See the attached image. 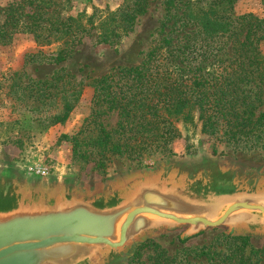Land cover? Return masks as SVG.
Instances as JSON below:
<instances>
[{
	"label": "rangeland",
	"instance_id": "rangeland-1",
	"mask_svg": "<svg viewBox=\"0 0 264 264\" xmlns=\"http://www.w3.org/2000/svg\"><path fill=\"white\" fill-rule=\"evenodd\" d=\"M145 1L142 10L136 0H0V162L37 175L34 168L48 167L50 173L40 176L75 179L84 186L153 167L167 158L218 156L264 165V132L241 139H228L221 132L210 134L203 130L198 110L192 119L175 120L177 135L163 151L134 159L115 155L101 165L99 155L90 154L89 144L98 133V124L78 135L82 144L74 149L72 136L92 117L96 81L113 74L115 68L139 65L161 36L170 0ZM210 2L203 0L204 5ZM232 10L235 15L251 13L262 19L264 0H232ZM64 26V32L56 30ZM66 44L74 48L63 62L44 58L43 54L55 55ZM259 49L264 56V37ZM228 51L234 53L232 48ZM235 64L224 63L233 68ZM60 69L63 79L45 91ZM72 83L82 89L81 96L64 122L53 123L52 116L71 98ZM48 91L59 93L41 100ZM259 110H264V104L256 116ZM99 119L110 128L119 120L116 111ZM181 233L179 229L146 240L126 264H244L239 255L229 256L242 240L226 237L222 228L187 240ZM243 255L249 264H264V238L250 236Z\"/></svg>",
	"mask_w": 264,
	"mask_h": 264
},
{
	"label": "water",
	"instance_id": "water-1",
	"mask_svg": "<svg viewBox=\"0 0 264 264\" xmlns=\"http://www.w3.org/2000/svg\"><path fill=\"white\" fill-rule=\"evenodd\" d=\"M264 238V165L167 158L95 186L0 162V264H126L146 240Z\"/></svg>",
	"mask_w": 264,
	"mask_h": 264
},
{
	"label": "trees",
	"instance_id": "trees-1",
	"mask_svg": "<svg viewBox=\"0 0 264 264\" xmlns=\"http://www.w3.org/2000/svg\"><path fill=\"white\" fill-rule=\"evenodd\" d=\"M136 4L146 9L145 0ZM167 4L159 40L139 65L115 68L113 74L96 81L92 117L72 136L77 150L82 144L78 135L98 124V133L89 144L90 154L99 155L101 165L115 155L134 159L165 150L177 135L175 120L192 119L195 110L203 130L210 134L221 132L228 139H241L264 132V110L256 116L264 104V56L259 49L264 18L235 15L232 0H213L208 5L203 0L178 4L170 0ZM72 45L60 47L55 55L43 54L44 58L61 63L72 54ZM228 48L234 53L229 54ZM226 61L236 66H226ZM61 79L62 69L44 90L57 86ZM70 88L71 98L52 116L53 123L64 122L81 96L82 89L75 83ZM44 93L41 100L48 101L59 92ZM109 111H116L119 118L111 128L99 119ZM226 237L242 240L229 256L239 255L240 262L249 264L243 250L250 236Z\"/></svg>",
	"mask_w": 264,
	"mask_h": 264
},
{
	"label": "built area",
	"instance_id": "built-area-1",
	"mask_svg": "<svg viewBox=\"0 0 264 264\" xmlns=\"http://www.w3.org/2000/svg\"><path fill=\"white\" fill-rule=\"evenodd\" d=\"M34 171L37 172L40 175H48L50 173V170L48 167L41 166L39 168H34Z\"/></svg>",
	"mask_w": 264,
	"mask_h": 264
}]
</instances>
